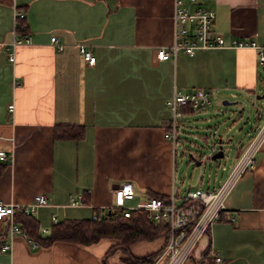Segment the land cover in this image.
I'll list each match as a JSON object with an SVG mask.
<instances>
[{"label": "crops", "instance_id": "0c3cea01", "mask_svg": "<svg viewBox=\"0 0 264 264\" xmlns=\"http://www.w3.org/2000/svg\"><path fill=\"white\" fill-rule=\"evenodd\" d=\"M203 6L215 12L214 29L229 41L264 45V0H204ZM16 11L26 16L31 44L12 50L7 44L24 36L14 32ZM173 15L174 0H0V151L9 155L0 160L1 203L24 205L45 194L47 205L34 214L42 232L57 222L106 216L114 189L124 183L135 191L126 205L135 207L153 195L175 193L181 202L189 190H214L223 182L226 176L210 175L205 189L206 175L188 186L179 179L185 154L178 155V146L174 154L164 136L172 117L166 102L175 90L262 96L264 67L256 51L230 47L158 59L175 41ZM81 45L95 56L94 65L85 62ZM208 111L186 112L182 135ZM260 124L237 142L236 157ZM58 125L84 126L85 135L56 140ZM79 195L83 204L71 206ZM114 243L33 248L21 234L11 238L6 221L0 224V264H151L165 245L164 239L132 245L134 258L152 259L131 263L121 251L106 257ZM5 244L10 251H1ZM213 251L223 257L219 264H264V144L185 264H207L203 255Z\"/></svg>", "mask_w": 264, "mask_h": 264}, {"label": "built area", "instance_id": "2783aa9c", "mask_svg": "<svg viewBox=\"0 0 264 264\" xmlns=\"http://www.w3.org/2000/svg\"><path fill=\"white\" fill-rule=\"evenodd\" d=\"M204 0H174V37L175 41L171 46V52L161 49L157 58L167 60L171 54L176 55L178 51H183L189 55H195L198 50H208L215 48L230 47L235 49H252L256 51L258 64L264 67V45H260L253 40L229 41V36L218 33L214 29L215 12L203 6ZM26 16L21 11L15 13L14 32L26 30V24L22 22ZM52 42L56 43L61 50L63 46L58 43L55 37ZM23 44H31V37L24 35L17 37L12 43L7 44L9 49ZM85 62L94 65L95 56L84 45L79 46ZM10 59H14V52L10 53ZM256 101V95H253ZM213 100H219V95L212 90L197 89L194 91L175 90L173 96L166 102L167 107L172 113L170 129L165 132V138L172 143L173 152L176 153L180 135L186 129L184 117L186 108L194 111L206 109ZM8 111L13 113L15 105L10 104ZM217 138V137H216ZM210 147L209 155L200 156L199 161L209 159L217 151V141ZM264 144V121L257 127L255 135L251 138L237 162L231 167L223 182L214 190H189L181 199L176 200L175 193L164 200L158 197H150L143 200L135 207H128L127 200L135 197V191L131 183H124L114 189V204L110 210H123L125 217H130L132 210L142 209L147 212L150 221H164L169 226L167 243L161 255L151 264H185L200 243V240L209 233L214 223L219 219L221 212L225 209V202L237 182L242 176L252 170L255 166L256 156ZM9 155L5 151H0V160L7 161ZM198 160V159H196ZM83 198L79 195L73 199L71 206L83 204ZM48 203L45 194L37 195L33 202L28 204H5L0 202V224L8 222L11 238L21 234L29 240L33 248L38 247L15 220L17 212L34 215L39 207L46 206ZM98 220V216L93 217ZM54 222L56 219L53 218ZM49 231L42 230V234ZM11 244L1 247L2 252L10 251ZM211 257L217 264L223 262L220 253L213 251ZM164 260V263H161Z\"/></svg>", "mask_w": 264, "mask_h": 264}, {"label": "trees", "instance_id": "16d2710c", "mask_svg": "<svg viewBox=\"0 0 264 264\" xmlns=\"http://www.w3.org/2000/svg\"><path fill=\"white\" fill-rule=\"evenodd\" d=\"M22 24L25 25L24 22ZM26 31L27 29H19L17 34L25 35ZM192 110L186 108V112ZM84 135L85 127L81 125H58L54 130L56 140H81ZM155 196L164 200L169 199L159 195L151 197ZM109 212L106 216H99L98 220L93 218L72 219L54 223L47 234H42L39 221L34 215L17 212L15 220L27 236L40 247H49L56 242L90 246L102 239H110L115 243L109 248L106 257L121 251L128 255L127 260L131 263L152 259L151 256L134 258L129 250L132 245L142 241L153 242L160 239H164L166 245L169 235V226L166 222L148 220L147 212L142 209L132 210L130 217H125L123 210H110ZM203 260V263L217 264L208 252L203 255Z\"/></svg>", "mask_w": 264, "mask_h": 264}, {"label": "rangeland", "instance_id": "374dc122", "mask_svg": "<svg viewBox=\"0 0 264 264\" xmlns=\"http://www.w3.org/2000/svg\"><path fill=\"white\" fill-rule=\"evenodd\" d=\"M262 67V66H261ZM219 95V100H213L209 105L207 116H200L192 123L193 131L188 135H180L178 140V155L181 151L185 154V162L179 173V179H185L186 185H190L199 176L206 175L207 180L204 188H208L209 176H213V180L220 177L221 179L227 176L231 167L237 162L236 144L241 139H246V135L258 122L264 121V99L252 100V95L232 98V95L217 90H212ZM223 100L237 102L232 105H224ZM254 103V104H253ZM219 109V110H218ZM257 109L262 117H257ZM221 112V113H220ZM228 129H230L228 131ZM203 130L207 131V134ZM218 131V133H217ZM223 132H228L223 135ZM204 135L207 136L204 138ZM225 136L226 139L233 138V141L225 146V157L219 160L206 159L198 166L197 158L200 156L209 155L210 147L214 144L215 138ZM218 148V146H217ZM191 154L194 159L191 158Z\"/></svg>", "mask_w": 264, "mask_h": 264}, {"label": "water", "instance_id": "95a60500", "mask_svg": "<svg viewBox=\"0 0 264 264\" xmlns=\"http://www.w3.org/2000/svg\"><path fill=\"white\" fill-rule=\"evenodd\" d=\"M261 99H264V95H262V96L261 95L256 96V100H261ZM233 103L234 102H230L228 100H224L223 101V104L224 105H232ZM258 111H259V109H257L256 112H258ZM230 140L231 139H225L224 137L216 138L217 146H218V151L214 155H212L210 157V159L213 160V161L219 160V159H223L225 157V146L226 145H229ZM191 158L194 159V156L192 154H191ZM196 164L198 166H200L202 164V161H198L197 160Z\"/></svg>", "mask_w": 264, "mask_h": 264}]
</instances>
